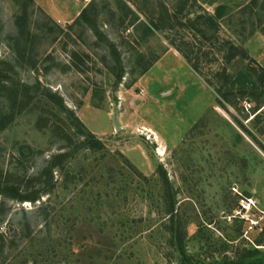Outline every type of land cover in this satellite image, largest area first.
Returning a JSON list of instances; mask_svg holds the SVG:
<instances>
[{
    "label": "rangeland",
    "instance_id": "374dc122",
    "mask_svg": "<svg viewBox=\"0 0 264 264\" xmlns=\"http://www.w3.org/2000/svg\"><path fill=\"white\" fill-rule=\"evenodd\" d=\"M89 1L0 0V264H177L164 220L160 164L189 255L211 263L242 248L264 251V95L257 97L264 0H186L183 10L180 0H94L89 14L102 36L76 20ZM122 3L143 20L158 16L163 3L186 24V17L214 15L221 7L215 26H205L207 36L219 41L178 24L146 37L135 32L140 41L134 47L133 30L118 23L127 12ZM181 35L208 54L199 64L202 76L169 44ZM224 41L242 46L247 58L226 64L217 52ZM112 43L123 67L118 84ZM166 52L211 80L212 86L205 84L212 103L178 144L156 150L154 136L129 127L147 121L170 137L175 122L193 120L209 100L171 55L143 77V64ZM223 66L238 80L235 88L246 87L242 99L225 100L215 92L221 83L226 91L227 84L214 77ZM46 90L59 95L84 127ZM122 118L125 132L117 129ZM84 132L95 134L102 149L84 146ZM132 138L151 141L147 146L157 159L152 172L145 148ZM65 152L60 166L44 173L52 157ZM14 190H37L39 199L20 201ZM241 198L251 199L248 210L241 209Z\"/></svg>",
    "mask_w": 264,
    "mask_h": 264
},
{
    "label": "trees",
    "instance_id": "16d2710c",
    "mask_svg": "<svg viewBox=\"0 0 264 264\" xmlns=\"http://www.w3.org/2000/svg\"><path fill=\"white\" fill-rule=\"evenodd\" d=\"M185 1L186 0H180V4H181L180 10L181 9L183 10L185 6ZM94 3H95L94 0L89 1V3H87L82 8L76 20L79 19L85 22L86 24L90 26L91 29L95 31V34L102 36L103 33L98 31L95 24H92L94 19L92 21V19L90 18V14H89V11L91 10L95 11ZM122 4L124 7L127 8V12L124 17L123 16L118 17V23H119V26H121L122 28L126 30H129V28L131 27V29L133 30V33L131 34L129 33V35L131 36L132 45L134 47H138L139 41H140L137 38L135 32L141 31L142 37L143 36L146 37V36H150L154 34L156 31L173 30L175 26L178 24L183 25V26H189L192 29L197 30L200 33V35L203 36V38H205L206 40H212V39L217 40V38H215L214 35L207 36L208 33L205 30V26H211V24L215 26L216 19L222 15L221 7L216 9V12L214 13V15L209 14V13L199 14L195 16L193 20L186 17V22L188 23L186 24V23H182L177 17L178 11L177 12L174 11V13L171 14L169 12V9L163 3L160 4L163 9L159 14H157L158 16L150 17L149 19H145V20H143L140 16H138L134 9L125 5L124 3ZM111 14L115 15L116 13L112 11ZM126 18L127 20H125ZM194 25H196V27H193ZM177 38L179 39H175L174 37L173 38L171 37L169 40V44L179 52V54L183 57V59L188 63V65L196 73L200 74L199 64L200 62L205 60L208 54H204V52L201 54L200 49L195 50L196 48L195 44L187 41L185 39V36L181 35L180 37H177ZM175 40H178L179 43H176ZM111 45L114 50L113 52L115 54L116 64L118 66L117 68L118 71L116 70L113 71V72H116L115 79H116V84H118L120 83V80L123 74V69H122L123 67L121 66V60H120L116 45L114 43H112ZM217 52L223 54L222 58L225 60L226 64L231 62V60L235 56H238L244 59L247 58V54L244 48L242 46L235 45L230 41H224L222 42V44L217 46ZM158 58L159 56H155L152 59H150V61H148L147 63H144L142 66L141 74L146 72ZM246 69L249 73L252 72L254 75H256L257 73L255 68L252 66H248ZM259 70H260V74L258 75L257 79L260 83L261 92L260 94H257V97L264 95V85H263L264 84V68L259 67ZM214 77L217 78V80L219 81L223 80L225 84H227V87H225L226 91H223L224 84L222 85V83L221 85H218L216 89L214 88L215 92L219 96H221L222 99L227 100L230 96H235V95H239V98L242 99V96L245 95L247 92L246 87L244 86H241V87L239 86L236 88L234 87L237 84L238 80L235 79V77H233L228 72L226 66H223L221 69L216 71V73H214ZM202 79L208 85L210 86L213 85L209 78L203 77ZM248 86L253 89L255 87V83L253 81L249 82ZM44 94L54 103H56L62 110H67L69 115L72 118L76 119V121L84 127L83 123H81L78 117H76V115L71 110L65 109V107H63V101L59 95L49 90H46ZM218 103L221 104L220 101H218ZM258 107H256L253 111L255 112V110L258 109ZM256 115L257 113L254 115V117ZM81 134L86 136V138L82 141V144L84 146L89 147L93 150L102 149L103 143L95 137V134L91 132H87V133L84 132ZM118 155L122 156L121 152H118ZM68 156L69 154L67 152L54 155L52 159L50 160V164L45 169L44 173H48L51 175L52 168L60 166L61 162L65 160ZM126 162L135 174H137L139 177L143 179H146V176L143 175L129 160L126 159ZM156 172L158 173L159 178L162 182L163 196L165 198L164 202H165V208H166L165 209L166 218L164 220L168 221L167 231L169 232V235H170L169 243L171 246L174 247V249L178 253L179 259H178L177 264H264V251H260L258 248H255V249L242 248L239 251L237 250V252H235V255H233V257L231 258L226 257L221 262L207 263V262L200 261L199 259L196 260L191 255H189L186 250V245H185V234H186L185 229L183 227L182 221L180 220V217H178V214L176 212L175 201L173 199V196L170 190L171 186L167 178L166 171L163 168V166L160 164L157 166ZM14 192H15L14 196L18 198V200L20 201L29 200L31 202H34L39 199V191L37 190L29 194H26V193L21 194V193H18L16 190H14ZM170 260L168 261L169 264H170Z\"/></svg>",
    "mask_w": 264,
    "mask_h": 264
},
{
    "label": "crops",
    "instance_id": "0c3cea01",
    "mask_svg": "<svg viewBox=\"0 0 264 264\" xmlns=\"http://www.w3.org/2000/svg\"><path fill=\"white\" fill-rule=\"evenodd\" d=\"M167 55H171L174 59H176L172 54H170L169 52H166L163 55H161L154 62V64L151 67L153 68L155 66H159L160 64H162L164 58ZM176 60L178 62H180V64L184 68L183 71L185 72V75H188L189 79H191L193 83L198 84V88L200 90L205 91V92L208 91L209 100L207 102L203 101V103H202L203 105L198 109V112H197V114H195L193 120L187 121V122H183V123L182 122H180V123L175 122L173 124V130L171 131V136L170 137L162 129H160L159 127H157L153 123H150V122H147V121H140L137 124H135L133 127H129V129L131 130L132 133L133 132H138V130L142 128L144 131L140 135L143 136L144 132L146 131V134H150L151 136H154L153 139L155 141H152V142L150 140H148V139L142 140V139H138V138H132V139L128 140L130 142L131 141L139 142L145 148V150H146L145 154L148 156V159H150L153 162V163H149V168L150 169L148 170L147 173H150V172L153 171V169L155 167V161H157V159L153 158L152 154L150 153L149 148H148L149 146H147V143L151 142V143H153L155 145V147L159 145L160 147H157L156 150L157 149L160 150V148L164 147V146H165V148H168V147H170L172 145L178 144L179 141L182 139V137L185 135V133L193 126V124L200 118V116L206 111V109L212 103L211 89L205 84L203 79H201L192 69H190L188 67V65L185 62H183V60H182V62L179 61L178 59H176ZM149 69L147 70L146 74L143 75V77L147 76L148 72H150ZM168 93H169V90H163L162 91V96L167 97ZM139 102L140 101H138L137 103H139ZM121 108H122V106H121ZM118 113H117V115H118V119H119L120 115ZM121 117H122V115H121ZM124 122L125 121L122 118V120L120 122V127H118L119 131H121V132H125L124 130H125V128H127V127H125ZM158 155H160V153H158Z\"/></svg>",
    "mask_w": 264,
    "mask_h": 264
},
{
    "label": "built area",
    "instance_id": "2783aa9c",
    "mask_svg": "<svg viewBox=\"0 0 264 264\" xmlns=\"http://www.w3.org/2000/svg\"><path fill=\"white\" fill-rule=\"evenodd\" d=\"M242 104H243L244 109L247 112H249V110L251 108V104L249 102H247V101H244ZM250 204H252L251 199H249V198H241V200H240L241 209L248 210L249 207H250Z\"/></svg>",
    "mask_w": 264,
    "mask_h": 264
},
{
    "label": "water",
    "instance_id": "95a60500",
    "mask_svg": "<svg viewBox=\"0 0 264 264\" xmlns=\"http://www.w3.org/2000/svg\"><path fill=\"white\" fill-rule=\"evenodd\" d=\"M117 129H119V128H117Z\"/></svg>",
    "mask_w": 264,
    "mask_h": 264
}]
</instances>
